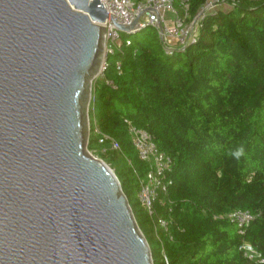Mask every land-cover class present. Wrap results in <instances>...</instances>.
<instances>
[{
  "label": "trees",
  "instance_id": "obj_1",
  "mask_svg": "<svg viewBox=\"0 0 264 264\" xmlns=\"http://www.w3.org/2000/svg\"><path fill=\"white\" fill-rule=\"evenodd\" d=\"M204 1L189 0L191 16ZM223 2L182 53L166 54L152 26L122 34L116 53L122 73L97 80L90 108L88 149L115 169L150 246L146 227L153 231L152 221L133 197L137 173L146 167L125 120L148 131L172 157L173 184L159 206L171 220L168 233L162 231L170 264H264L250 262L240 249L248 241L264 255V0ZM109 72L111 67L103 76ZM103 134L131 159L128 172L116 166L118 151L110 142H100ZM239 209L256 216L244 235L222 217Z\"/></svg>",
  "mask_w": 264,
  "mask_h": 264
},
{
  "label": "water",
  "instance_id": "obj_2",
  "mask_svg": "<svg viewBox=\"0 0 264 264\" xmlns=\"http://www.w3.org/2000/svg\"><path fill=\"white\" fill-rule=\"evenodd\" d=\"M108 16L101 0H0V264H155L88 149Z\"/></svg>",
  "mask_w": 264,
  "mask_h": 264
},
{
  "label": "built area",
  "instance_id": "obj_3",
  "mask_svg": "<svg viewBox=\"0 0 264 264\" xmlns=\"http://www.w3.org/2000/svg\"><path fill=\"white\" fill-rule=\"evenodd\" d=\"M101 2L109 16L105 22L99 23L105 27L104 62L100 76H103L106 70L111 67L110 57L116 56V53L120 51L123 45L122 31L117 27L116 23L131 25L134 19L141 12H144L138 26L130 29L126 34L133 35L147 26L155 27L159 33L165 53L175 55L185 52L190 44L197 41L204 19L209 14L215 13L225 6L223 0H205L198 13L191 16L189 13V0H101ZM130 44L131 39L129 38L125 41V45L128 46ZM116 71L118 74L122 73L121 60L116 61ZM98 78L93 82L92 108H94L96 102ZM107 83L115 87L113 81H107ZM125 122L128 124L131 143L136 149L139 159L145 163L146 167L143 175L137 173L139 178V204L152 221L154 236L162 246V261L164 264H170L162 231L168 233L171 220L159 213V206L165 204L160 195L167 193L169 187L173 184L171 175L174 161L171 156L159 150L153 136L148 131L135 127L128 120H125ZM94 131L101 134L97 125H95ZM106 141L110 142V150L121 151L118 141L112 139L109 135L103 134L100 142L104 143ZM106 150L104 149V152ZM95 156L98 157L97 155ZM126 159L132 164L130 158L126 157ZM222 217H226L236 223L242 235L245 234L247 228L256 218L255 214L250 210L242 209L231 211ZM170 238L172 239V237ZM240 249L244 257L250 262L264 263V255L252 243L244 241Z\"/></svg>",
  "mask_w": 264,
  "mask_h": 264
},
{
  "label": "rangeland",
  "instance_id": "obj_4",
  "mask_svg": "<svg viewBox=\"0 0 264 264\" xmlns=\"http://www.w3.org/2000/svg\"><path fill=\"white\" fill-rule=\"evenodd\" d=\"M122 34H126V33H122ZM126 35H128V34H126ZM117 60H119V58L117 56H111L110 57L109 62L111 64L112 72L107 73V75L105 77L104 76H99L98 79H100V81H102V80H113L115 78V76H116L115 74H117V71H116V61ZM115 162H116V166L120 170H123V171H126V172L129 171L130 163L128 162L126 157L124 155H122L121 153L117 152V158H116ZM109 166L113 170H115L111 165H109ZM138 192H139V189L137 188L133 197H134V201L139 204ZM146 229L148 230V236L151 239V248L154 251L155 259L157 261V264H160V261L162 259V254H161L162 246L159 243V241L155 238L153 231L149 230L147 227H146Z\"/></svg>",
  "mask_w": 264,
  "mask_h": 264
},
{
  "label": "clouds",
  "instance_id": "obj_5",
  "mask_svg": "<svg viewBox=\"0 0 264 264\" xmlns=\"http://www.w3.org/2000/svg\"><path fill=\"white\" fill-rule=\"evenodd\" d=\"M242 154V152H237V153H235V155L238 157L239 155H241Z\"/></svg>",
  "mask_w": 264,
  "mask_h": 264
},
{
  "label": "crops",
  "instance_id": "obj_6",
  "mask_svg": "<svg viewBox=\"0 0 264 264\" xmlns=\"http://www.w3.org/2000/svg\"><path fill=\"white\" fill-rule=\"evenodd\" d=\"M221 8H225V6L221 7Z\"/></svg>",
  "mask_w": 264,
  "mask_h": 264
}]
</instances>
